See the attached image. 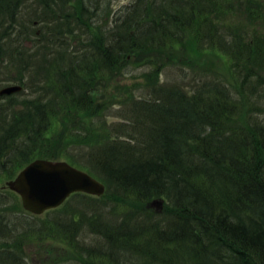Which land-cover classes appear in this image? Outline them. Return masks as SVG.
I'll list each match as a JSON object with an SVG mask.
<instances>
[{
    "label": "trees",
    "instance_id": "obj_1",
    "mask_svg": "<svg viewBox=\"0 0 264 264\" xmlns=\"http://www.w3.org/2000/svg\"><path fill=\"white\" fill-rule=\"evenodd\" d=\"M10 82L0 185L47 158L106 191L34 215L0 187V264H264V0H0Z\"/></svg>",
    "mask_w": 264,
    "mask_h": 264
},
{
    "label": "water",
    "instance_id": "obj_2",
    "mask_svg": "<svg viewBox=\"0 0 264 264\" xmlns=\"http://www.w3.org/2000/svg\"><path fill=\"white\" fill-rule=\"evenodd\" d=\"M22 89L21 84L7 85L0 89V95ZM6 186L20 195L26 211L36 215L60 207L75 192L102 196L106 191L105 183L90 172L66 160L46 158L31 161ZM150 206L161 212L164 198L153 199Z\"/></svg>",
    "mask_w": 264,
    "mask_h": 264
},
{
    "label": "rangeland",
    "instance_id": "obj_3",
    "mask_svg": "<svg viewBox=\"0 0 264 264\" xmlns=\"http://www.w3.org/2000/svg\"><path fill=\"white\" fill-rule=\"evenodd\" d=\"M132 1L133 0H112V8L114 11H118L123 6L131 4ZM214 58L217 59V61H218L217 64L219 62H221L214 55H212V57L210 59H208V60L206 59L205 60L206 62L203 59H201V60L186 59L185 61H183L184 64H181L182 68H180V67H168L165 70V72L162 74V80L173 81V82L176 81V82H179V83L183 84L184 86L190 88L191 85L196 81V77L198 76L199 71H201L202 68L205 67L203 64L204 62L207 64L206 68H212V67L217 65L216 63L211 62L212 59H214ZM145 70H147V69L146 68H133V67H131V69H129V72L126 75L128 83L141 82L143 79L142 73ZM13 83L14 82H10L9 85L13 84ZM2 84H4V83H2ZM28 94H29V91H26L24 95H19V98H23V97H25V95H28ZM139 95H141V93ZM119 119H121V118L111 117V121H117ZM19 200H20V198H19Z\"/></svg>",
    "mask_w": 264,
    "mask_h": 264
}]
</instances>
